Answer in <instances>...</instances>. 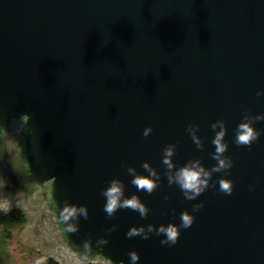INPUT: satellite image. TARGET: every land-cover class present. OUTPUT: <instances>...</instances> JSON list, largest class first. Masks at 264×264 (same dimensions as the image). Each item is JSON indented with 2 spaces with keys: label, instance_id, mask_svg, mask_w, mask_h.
<instances>
[{
  "label": "water",
  "instance_id": "water-1",
  "mask_svg": "<svg viewBox=\"0 0 264 264\" xmlns=\"http://www.w3.org/2000/svg\"><path fill=\"white\" fill-rule=\"evenodd\" d=\"M261 90L264 0H0V207H22L25 245L62 264H129L130 251L138 264H264V121L254 122L262 134L251 150L233 143L246 113L264 114ZM220 119L231 195L217 184L187 201L163 177L153 194L137 192L127 167L147 175L148 161L163 173L168 144L178 166L200 158L211 168ZM114 178L141 197L147 219L130 209L106 216L101 191ZM65 201L89 210L75 233L60 220ZM183 211L194 223L174 246L126 237L133 226L179 225Z\"/></svg>",
  "mask_w": 264,
  "mask_h": 264
},
{
  "label": "clouds",
  "instance_id": "clouds-1",
  "mask_svg": "<svg viewBox=\"0 0 264 264\" xmlns=\"http://www.w3.org/2000/svg\"><path fill=\"white\" fill-rule=\"evenodd\" d=\"M257 96H264V90L257 92ZM264 121V114L251 115L246 113L241 123L234 129L235 135L233 143L238 147H248L251 150L254 142L258 141L261 136V131L254 127V122ZM211 130L215 133L211 143L214 151L211 153V159L216 163L208 168L204 165L200 158H193L186 164L178 166L174 160L176 155L177 145L168 144L162 152L161 165L164 168L163 173L153 167V165L145 161L141 165L147 175L138 172L136 167L129 166L126 171L132 177L130 183L137 189V192H144L147 195L153 194L162 182V177L167 179L168 185L177 186L182 192L185 200L195 201L210 187H216L218 184V191L225 195H231L234 191V182L226 178L230 175V170L233 167L234 161L226 153L229 149V144L225 141L227 135L226 122L223 119L217 120L211 124ZM199 125L189 124L185 132L188 134L196 146L197 151H203L205 148L204 140L199 135ZM153 132L151 126L143 131V136L148 137ZM217 173H223L217 181L213 182V176ZM108 187L101 191V195L105 198L103 211L106 216L111 219L116 216L120 209H130L139 214L142 219H147L150 209L142 201L137 194L131 196L126 195L124 182L119 178H114L107 182ZM168 199V197H165ZM204 207L203 202L192 205V212H199ZM0 211H7L6 207H0ZM83 217L85 220L89 218V210L86 205H77L65 201V206L60 211V220L64 225L66 233H75L79 230V219ZM180 224L176 223L161 224L158 228L155 224H147L146 226H133L126 233V237L131 239L135 237H142L144 240L151 238L153 234L156 236H163L164 239L160 241L162 245L169 247L178 243L181 236V229L191 228L195 217L189 211H183L179 216ZM118 225H114L108 229L109 232L115 231ZM98 245H105L108 243L107 239L100 238ZM91 240H86L83 243V248L90 251ZM129 264H138L141 257L139 252L130 251L128 253ZM35 264H45L43 258L35 260ZM121 264H124L121 261Z\"/></svg>",
  "mask_w": 264,
  "mask_h": 264
},
{
  "label": "rangeland",
  "instance_id": "rangeland-1",
  "mask_svg": "<svg viewBox=\"0 0 264 264\" xmlns=\"http://www.w3.org/2000/svg\"><path fill=\"white\" fill-rule=\"evenodd\" d=\"M21 231V227H14L12 236L5 241L2 240V234H0V264H35L36 259H45L46 255L44 253L34 247L25 245L21 239Z\"/></svg>",
  "mask_w": 264,
  "mask_h": 264
},
{
  "label": "trees",
  "instance_id": "trees-1",
  "mask_svg": "<svg viewBox=\"0 0 264 264\" xmlns=\"http://www.w3.org/2000/svg\"><path fill=\"white\" fill-rule=\"evenodd\" d=\"M0 225L2 240H9L12 236L14 227L18 226L23 228L28 221V216L26 211L22 207H14L8 209L5 212H1ZM45 264H62L56 258L46 255L44 257ZM79 264H104L100 262H88V263H79Z\"/></svg>",
  "mask_w": 264,
  "mask_h": 264
},
{
  "label": "flooded vegetation",
  "instance_id": "flooded-vegetation-1",
  "mask_svg": "<svg viewBox=\"0 0 264 264\" xmlns=\"http://www.w3.org/2000/svg\"><path fill=\"white\" fill-rule=\"evenodd\" d=\"M28 221H29V219H28ZM37 249V248H36Z\"/></svg>",
  "mask_w": 264,
  "mask_h": 264
}]
</instances>
